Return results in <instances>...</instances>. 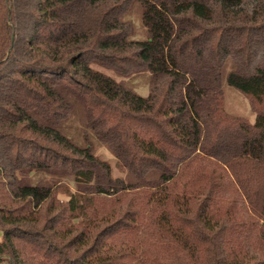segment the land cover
I'll return each mask as SVG.
<instances>
[{
	"label": "trees",
	"instance_id": "obj_1",
	"mask_svg": "<svg viewBox=\"0 0 264 264\" xmlns=\"http://www.w3.org/2000/svg\"><path fill=\"white\" fill-rule=\"evenodd\" d=\"M229 57L254 123L225 110ZM93 66L149 71V94ZM76 102L142 183L60 131ZM0 264H264V0H0Z\"/></svg>",
	"mask_w": 264,
	"mask_h": 264
},
{
	"label": "rangeland",
	"instance_id": "obj_2",
	"mask_svg": "<svg viewBox=\"0 0 264 264\" xmlns=\"http://www.w3.org/2000/svg\"><path fill=\"white\" fill-rule=\"evenodd\" d=\"M124 21L130 22L132 25L131 40H146L149 37L148 28L143 20V5L140 1H136L129 12L124 16ZM94 69L111 76L118 82L125 83L127 87L134 90L136 93L147 96L151 89L152 74L149 71L137 72L129 77L120 75L113 69L101 66H93ZM236 67L233 59L229 57L222 69V101L225 110L234 116H241L249 122L256 121V113L252 109L249 98L239 91L237 88L228 83V74ZM60 131L67 136L75 145L85 148L91 145L92 153L102 160L108 161L111 166V173L114 177L122 178L126 185L132 187L143 181L137 178L127 169L121 168L113 151L104 143L99 141L94 131L86 125V115L84 107L80 103H75L74 111L70 118L59 126ZM160 173L151 171L147 174L145 181H151L152 184L159 180ZM17 183L19 185H39L43 187L53 186H69L73 191L81 189V185L76 182L75 177L62 170L48 172L45 170L34 171L24 169L17 174ZM95 186V185H93ZM93 186H90L93 187ZM64 190L58 191L61 199H67ZM153 240V239H152Z\"/></svg>",
	"mask_w": 264,
	"mask_h": 264
}]
</instances>
